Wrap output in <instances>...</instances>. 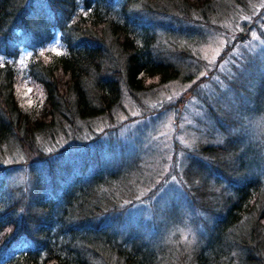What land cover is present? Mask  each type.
Segmentation results:
<instances>
[{"label":"trees","instance_id":"16d2710c","mask_svg":"<svg viewBox=\"0 0 264 264\" xmlns=\"http://www.w3.org/2000/svg\"><path fill=\"white\" fill-rule=\"evenodd\" d=\"M263 11L264 0H0V264H264V45L248 49L242 33ZM214 33L225 47L211 60ZM192 100L210 119H193L203 128L188 146L178 127ZM167 108L171 156L115 139L124 112L161 120ZM179 206L198 214L187 223ZM182 219L202 234L180 240Z\"/></svg>","mask_w":264,"mask_h":264},{"label":"rangeland","instance_id":"374dc122","mask_svg":"<svg viewBox=\"0 0 264 264\" xmlns=\"http://www.w3.org/2000/svg\"><path fill=\"white\" fill-rule=\"evenodd\" d=\"M261 16H263V17H261ZM246 23L249 25L250 31H249V29L246 28L245 30L242 31V33L247 34V37L249 35L250 39L248 41H246L245 45L248 49H250V47H251L253 50H256L257 48H260L259 46L264 45V39H263V37H261L258 34V28L256 26L259 23V24H261V27L264 29V11H263V13H261L260 17L258 19H256V21L250 22V20H248V21H246ZM223 38L224 37L217 35L215 33L210 35L208 41L204 45V49L202 52L203 56L208 57V59L214 60L215 57L218 56L219 53L225 47L224 46L225 41ZM62 44L63 43L60 40V38L56 39V41H54V45L52 46V50L54 52L60 54L63 50ZM52 50H50V51H52ZM20 66L22 67V69L24 68V66H22L21 64H20ZM191 85H189V87ZM169 87H171L170 91L165 96V98L171 97L172 99H176L177 95L182 90H180V89L178 90V88L174 87V85L173 86L171 85ZM212 95H213L214 99L221 97L218 93L217 94L213 93ZM228 96H229V93H227V97ZM181 108L182 107H180V110H181ZM131 109H134V108H131ZM172 109L173 108H167V109H164V111L158 112L157 114H159V115L157 116V118H159V116H160L161 120L156 119V117L153 118V117L149 116L148 119H143L141 117H138V119L134 118V120H132V121H127V120H125V118H127L128 116L124 112L125 117H122V125H126V126L124 128H122V130H120V134H119L120 137L116 138L114 136L115 139L117 140V139L121 138L123 143H126L125 146L127 147L126 150H128V151L131 149V145L129 143H132L135 138H138V140L142 141L143 146H146L148 148L149 147L154 148L160 152L161 151L162 152H170L169 155L171 156V153H172L171 141H172V137H173L172 132H174L177 128L176 124L173 123V121L175 119V113L172 111ZM119 113L122 114V110ZM180 114H184V116L186 118L183 125H180V127H178L180 129L181 140H182L183 144L191 146L192 143L197 142V140H199L201 137L200 134L198 133L197 129L199 130L200 128H203V126H199L198 122L193 121V119L196 117H200L202 120L207 121L210 118L208 117V115L206 116L204 113H202L198 110V103L194 102L193 100L190 101L188 104H186L183 107L182 111H180ZM143 116H145V115H143ZM149 119H150V121H149ZM155 121H160V123H158L157 126L153 127L151 123H154ZM116 124H118V122ZM114 130L115 129L109 131L110 135L114 134ZM155 130H157V131L161 130V132H155L154 135H152V133ZM144 132H145V134H144ZM260 134H261V132H260ZM108 136H109V134H108ZM145 136L147 137L146 139H145ZM127 145H129V146H127ZM173 187H175L176 189L179 188L177 190L178 193L180 192V190H182V187H180V186L178 187L177 184H175L174 182H173ZM181 195H182V193L179 195H175V197H172V198H176L179 200ZM163 198H168V196H164ZM165 200H167V199H165ZM164 204H165V201H164L163 205ZM183 204H184V202H183ZM139 207L141 209H143L142 205H140ZM147 207H148V209H151V205H149ZM178 209L179 210L177 211V213L178 214L184 213L183 216H186L185 219H186L187 223H188L187 217H190V216L196 217V215L198 214V211H196L195 208L189 209L185 206H179ZM146 211H147V209H146ZM180 222L182 224L175 231L176 232L175 236H177L180 240L188 239L190 241L191 237L194 238L195 234L196 235H197V233L202 234V229L201 230H199V229H197V230L191 229L190 230L189 226L185 225V221L183 219Z\"/></svg>","mask_w":264,"mask_h":264}]
</instances>
